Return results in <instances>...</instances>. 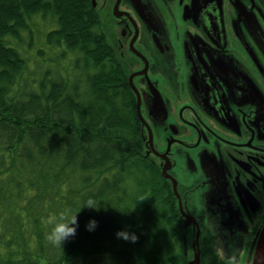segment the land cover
Masks as SVG:
<instances>
[{"label":"trees","instance_id":"obj_1","mask_svg":"<svg viewBox=\"0 0 264 264\" xmlns=\"http://www.w3.org/2000/svg\"><path fill=\"white\" fill-rule=\"evenodd\" d=\"M136 105L92 0H0V264H188ZM87 197L101 207L53 245L52 222Z\"/></svg>","mask_w":264,"mask_h":264},{"label":"flooded vegetation","instance_id":"obj_2","mask_svg":"<svg viewBox=\"0 0 264 264\" xmlns=\"http://www.w3.org/2000/svg\"><path fill=\"white\" fill-rule=\"evenodd\" d=\"M94 7L140 97L144 157L173 191L188 264L198 246L205 263L252 264L264 226V0Z\"/></svg>","mask_w":264,"mask_h":264},{"label":"clouds","instance_id":"obj_3","mask_svg":"<svg viewBox=\"0 0 264 264\" xmlns=\"http://www.w3.org/2000/svg\"><path fill=\"white\" fill-rule=\"evenodd\" d=\"M92 208L94 210H98L101 206L100 203L94 197H87L84 199L79 207V210L72 211L71 209H67L65 212L61 213L60 216L52 222L51 229L47 235V239L55 246H62V243L69 236L75 234L76 230V214L82 208ZM96 226V221L90 220L87 227L88 229L94 230ZM116 236L126 241L135 242L138 239L137 234L134 231H129L127 226L124 229H120L116 232ZM218 254L220 253L219 247H217ZM106 264H112L109 258H106ZM139 264H143L142 261ZM227 264H234V257L229 258Z\"/></svg>","mask_w":264,"mask_h":264},{"label":"water","instance_id":"obj_4","mask_svg":"<svg viewBox=\"0 0 264 264\" xmlns=\"http://www.w3.org/2000/svg\"><path fill=\"white\" fill-rule=\"evenodd\" d=\"M92 4L93 6H95V0H92ZM140 97L138 96V103H137V113H138V116H139V119L140 121L145 124V120H144V117L141 113V110H140ZM173 184H174V192L175 194L178 195V191H177V184H176V180L173 178ZM182 208V207H181ZM182 213L184 214L185 218H190L193 223H194V217L189 215L188 213H185V211L183 210L182 208ZM197 224V223H196ZM196 228H197V235H196V238H195V242L197 245H199L198 243V238H199V235H200V228L198 225H196ZM185 252H186V246H185ZM189 264H202L201 263V252H200V248L198 246V249L195 251L194 253V259L191 260L189 262ZM252 264H264V226H263V229L261 230L260 232V235H259V239H258V242H257V246H256V250H255V254H254V257H253V260H252Z\"/></svg>","mask_w":264,"mask_h":264}]
</instances>
